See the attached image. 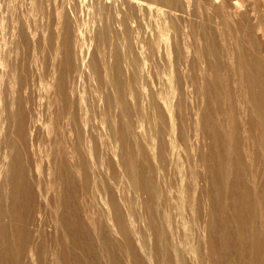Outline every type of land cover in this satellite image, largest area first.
<instances>
[{
    "label": "bare ground",
    "instance_id": "bare-ground-1",
    "mask_svg": "<svg viewBox=\"0 0 264 264\" xmlns=\"http://www.w3.org/2000/svg\"><path fill=\"white\" fill-rule=\"evenodd\" d=\"M19 1H0V264H264V0H157L196 16L173 43L165 6L126 0L147 26L125 11L117 48L64 4L40 41Z\"/></svg>",
    "mask_w": 264,
    "mask_h": 264
},
{
    "label": "rangeland",
    "instance_id": "rangeland-1",
    "mask_svg": "<svg viewBox=\"0 0 264 264\" xmlns=\"http://www.w3.org/2000/svg\"><path fill=\"white\" fill-rule=\"evenodd\" d=\"M1 2L2 1H4V0H0ZM16 1H19V0H16ZM28 0H20L19 1V10H18V14L21 16V18H22V20L26 23V25L27 26H29V24H31L30 26H29V30L31 29H34V28H37L36 30H38V32L36 31V34H35V29L34 30H32V31H34V33L33 34H35V36H36V38L37 39H39L40 41H41V38H38V37H41L42 35H43V33H46L50 28L49 27H51L52 25H53V22H54V20H55V16H56V14H57V11H59V10H61V8H62V5L64 4V8L66 9V11H67V13H68V15H69V17H71L72 19L74 18V21L75 20H79V22L81 21L84 25H85V30H88V28H87V26H89V28H91L92 26H93V22H94V24L96 25V24H98L99 22V24H101V25H103L102 27L100 26V28H101V30L103 29L104 30V28H105V32L107 31V27H108V25H109V27L108 28H110V26H112V25H115V28H114V26L112 27V28H110V29H108L109 31H107L106 32V34H108V40H107V42H109V43H113L114 42V40H116L117 42H118V38H120V36H117L116 37V33L121 29V28H123V26H122V20H124V17H123V15L126 13V12H128V13H126L127 15H129V17H130V23H131V25H132V27L134 28V29H141V28H145L146 26H147V23H146V21L144 20L143 22L141 21L140 22V20H139V16H140V12L141 11H139L137 8V6L135 5V4H133L132 2H130L129 3V1H126V0H124L126 3H128V4H126L125 2H124V4L122 3V2H120V1H122V0H103V2H104V4L102 3V4H100L101 2H102V0H100L101 2H99V5L102 7H97V8H95V9H93V8H91L90 6H86V2L87 3H89V4H87V5H91L92 3H94V2H96V0H84L85 1V5H84V1H82L81 3H80V1H77V2H74L75 0H72L73 1V3L71 2V1H68V0H60V1H58V0H43V1H45L46 3H45V6H46V10H45V12L46 13H38V14H36L35 13V11H32V10H30V6L27 4L28 2H27ZM63 1H64V3H63ZM68 1V3H66ZM94 1V2H93ZM186 1H188V2H186ZM198 0H184V2H186L188 5L190 4V6H193V4L195 3V2H197ZM200 1V0H199ZM72 3L71 5H70V3ZM144 2H146V3H153V5H154V9H156L157 7H158V5H161V6H165V5H163V4H160L157 0H145ZM157 2V3H156ZM182 2H183V0H182ZM78 3H80V4H78ZM120 3V4H119ZM155 3L157 4V5H155ZM159 3V4H158ZM51 4V5H50ZM68 4V5H67ZM111 4V5H110ZM21 5V6H20ZM113 5H116V6H114V8H113ZM120 5V6H119ZM122 5V6H121ZM125 5V6H124ZM127 5V6H126ZM130 5V6H129ZM180 5V4H179ZM24 7V8H22L21 9V7ZM49 6H50V8H49ZM103 7H104V9L105 8H107V9H105V10H103ZM124 7V8H123ZM126 7V8H125ZM179 7V6H178ZM177 6H175V9L177 10H174V7H173V10L172 9H169V8H167L166 6L163 8L164 10H166L165 12H168L167 14L166 13H164L163 14V16L161 17L162 18V23L163 24H160V26L162 25H164L163 27L161 26V28H164L165 30H166V32H169L170 31V35H169V33H164L165 35H167L168 36V38H169V41L171 42V43H173L172 42V40H175V42H180L179 40H181V38H180V35H179V31L182 29V30H184L183 29V27L185 28V31L187 30V28L188 27H186L187 25H186V23L189 21V19L191 18L192 20L193 19H195L196 18V16H194V18H193V14H190L191 12L190 11H186V12H183V10L184 9H182L181 7H179L178 8ZM50 9L49 10V12H48V10L47 9ZM111 8H113L114 9V11H113V9H111ZM121 8V9H120ZM129 8V9H128ZM90 11V13L89 14H87V12L86 11H88V10ZM112 11H111V10ZM24 11V12H21V11ZM26 10V11H25ZM31 12H30V11ZM93 10V11H92ZM101 10V11H100ZM109 10V11H108ZM119 10V11H118ZM157 10V9H156ZM172 10V11H171ZM51 11V12H50ZM74 11H76L75 12V15L73 14V12ZM88 11V12H89ZM103 11V12H102ZM116 11V12H115ZM118 11V12H117ZM123 11V12H122ZM126 11V12H125ZM143 12H145L146 10L144 9V10H142ZM175 11V12H174ZM185 11V10H184ZM30 12V13H29ZM48 12V13H47ZM102 12V13H101ZM142 12V13H143ZM147 12V11H146ZM183 12V13H182ZM187 12H190V13H187ZM31 13H33V14H31ZM49 13H51L50 14V16H49ZM79 13L81 14V15H79ZM93 13V14H92ZM110 13H112V14H110ZM121 13V14H120ZM173 13V14H172ZM193 13V12H192ZM22 14V15H21ZM24 14V15H23ZM29 14V15H28ZM35 14L36 15H38V16H35ZM40 14V15H39ZM53 14V15H52ZM72 16H71V15ZM76 14L78 15V16H76ZM125 14V15H126ZM189 15V17H188V15ZM27 15V16H26ZM45 15V16H44ZM86 15H90V17H86ZM121 15V16H120ZM124 15V16H125ZM137 15H139V16H137ZM195 15V14H194ZM24 16V17H23ZM42 16H44V17H42ZM47 16V17H46ZM114 16V17H113ZM117 18H116V17ZM177 16H181L180 18L179 17H177ZM41 17L43 18V19H41ZM49 17H51L50 18V20H49ZM54 17V18H53ZM122 17H123V19H122ZM174 17V18H176V23H175V21H174V23L171 21V19ZM33 18V19H32ZM105 18V19H104ZM166 18H167V20H166ZM169 18H171V19H169ZM183 18H185V19H183ZM28 19H30V20H28ZM32 19V20H31ZM46 19H48L49 21H51V22H49L48 20H46ZM100 19V20H99ZM106 19H108L107 21L108 22H105V20ZM165 19V20H164ZM46 20V21H45ZM97 20V21H96ZM104 21L105 23L103 24V22H101V21ZM132 20V21H131ZM164 20V21H163ZM170 20V22L168 23L167 21H169ZM184 21V23L183 22H181V21ZM35 21V22H34ZM36 21H37V23H36ZM135 21V22H134ZM179 21V22H178ZM28 22H30L29 24H27ZM38 22H39V24H38ZM81 22H80V24H81ZM96 22V23H95ZM110 22H113L114 24H110ZM34 23H35V25H34ZM49 23V24H48ZM89 23V25H87ZM92 23V25H90ZM106 23H108L107 24V27H105L106 25ZM182 23H183V25H182ZM42 24L44 25V26H42ZM47 26H46V25ZM119 26H117V25ZM171 24V25H170ZM173 24V25H172ZM33 25V26H32ZM37 25V26H36ZM83 25V26H84ZM87 25V26H86ZM179 25H180V28H179ZM35 26V27H34ZM49 26V27H48ZM82 26V27H83ZM142 26H144V27H142ZM104 27V28H103ZM177 27V28H176ZM42 30H41V29ZM48 30H47V29ZM114 28V29H113ZM173 28V30H171ZM45 29V30H44ZM115 30V31H113V30ZM116 29H117V31H116ZM163 29V31H165ZM174 29H176V30H174ZM31 30H30V32H31ZM46 31V32H45ZM111 31V32H110ZM113 31V32H112ZM121 31V30H120ZM119 31V32H120ZM185 31H183V32H185ZM40 32H42V34H40ZM116 32V33H115ZM187 32V31H186ZM113 33V34H112ZM40 35V36H39ZM38 36V37H37ZM172 36V37H171ZM112 38V39H111ZM175 38V39H174ZM38 40V41H39ZM111 40V41H110ZM95 41V43L97 42V40H94ZM94 41H93V49L94 48H96V47H98V44H100L99 42H97V44H94ZM106 42V43H107ZM116 42V43H117ZM109 43H108V47H109ZM113 43L115 46H113L112 44L110 45V47L111 48H117L116 46H118L117 44H119V43ZM104 45H106L105 43H104ZM106 47H107V45H106ZM95 50V49H94ZM20 52H21V58L22 57H26L27 56V54H29V53H31V51L27 48V47H25L24 45H22V47H21V49H20ZM36 53H37V51H36ZM32 54H34V52H32ZM30 59H31V56H30ZM29 59V60H30ZM28 64H26V68L29 70V72L30 71H32L33 73H34V76H35V74H36V83H37V86H38V84H39V81H40V78H44L45 76H47V71H45L44 69V67L42 66H39L38 64H34V66H35V68H37V69H34V66H32L31 65V62L29 61H26ZM33 67V68H32ZM40 67V68H39ZM44 68V69H43ZM38 69H40V71H41V73L39 72V70ZM34 70V71H33ZM35 71H37V72H35ZM43 71H45V72H43ZM41 74V75H43V76H41L40 77V75L39 74ZM46 74V75H45Z\"/></svg>",
    "mask_w": 264,
    "mask_h": 264
},
{
    "label": "clouds",
    "instance_id": "clouds-1",
    "mask_svg": "<svg viewBox=\"0 0 264 264\" xmlns=\"http://www.w3.org/2000/svg\"><path fill=\"white\" fill-rule=\"evenodd\" d=\"M213 3L214 4L215 3H219V0H213ZM232 3L236 6L235 7V11H236V13L238 15H239V13H241V12H243L245 10L246 0H232ZM157 31L159 33H162L163 29L161 27H158ZM169 35H170V31H169ZM169 43H170V41H169ZM143 120H145V121L148 120L147 114H145V116L143 117ZM135 132L140 134L141 136H144L145 142H147V133L145 132L144 128L141 126V122L140 121H137ZM134 138H135V136H134ZM140 223L141 224L146 223V221H145V219L143 217H141Z\"/></svg>",
    "mask_w": 264,
    "mask_h": 264
}]
</instances>
